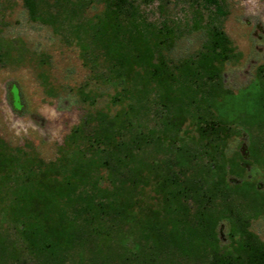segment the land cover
<instances>
[{"label": "trees", "instance_id": "16d2710c", "mask_svg": "<svg viewBox=\"0 0 264 264\" xmlns=\"http://www.w3.org/2000/svg\"><path fill=\"white\" fill-rule=\"evenodd\" d=\"M19 1L30 21L57 29L59 19H74L94 0ZM100 1L101 13L75 24L70 41L87 66L102 59L108 74L102 84L114 94L102 86L80 90L89 108L54 161L22 158L0 138V202L10 194L7 213L20 236L11 241L0 233V258L12 264H170L179 256L264 264V242L250 230L251 217L264 216V193L250 182L229 183L228 175L240 177L244 168L242 156L226 154L234 125L264 126V81L239 94L224 86L226 65L241 54L216 23L226 15L222 1L202 0L212 14L207 39L196 56L181 59L173 57L176 24L149 21L138 0ZM204 20L197 9L195 29ZM14 43L0 37V67L23 63L28 50ZM39 60L48 63L46 55ZM42 78L53 94L47 75ZM106 95L107 106L98 107ZM251 103L255 111L248 112ZM152 108L155 127L141 129ZM250 156L264 167V141ZM150 192L155 196L148 201ZM223 221L230 226L227 248L218 233Z\"/></svg>", "mask_w": 264, "mask_h": 264}, {"label": "rangeland", "instance_id": "374dc122", "mask_svg": "<svg viewBox=\"0 0 264 264\" xmlns=\"http://www.w3.org/2000/svg\"><path fill=\"white\" fill-rule=\"evenodd\" d=\"M226 15L219 16L216 23L230 36L238 51L239 59L229 62L224 71V86L239 94L253 83L264 81V0H221ZM147 19L160 24L170 20L179 28V38L173 57L176 59L196 56L207 39L206 27L209 9L202 0H138ZM100 0H94L85 10L77 12L72 20L59 19L57 29L42 23L30 21L28 13L19 0H0V37L20 42L28 54L19 65L0 67V138L20 157L35 156L46 162L60 156V149L72 129L79 124L89 105L84 103L80 90L102 86L108 94H114L111 86L102 84L107 72L102 59L91 66L84 63L80 48L71 43L75 24L96 17L103 10ZM205 14L203 28L195 29L196 10ZM213 11V9H212ZM96 56L97 52L94 53ZM46 55L48 63L39 59ZM42 74H46L52 88L49 94ZM108 87V88H107ZM14 90L17 96L14 94ZM107 95L97 106L106 107ZM243 105V104H242ZM242 105L233 109L232 115L239 112ZM248 112L255 106L245 105ZM157 122L156 111L150 109L141 120V129L154 128ZM235 126V134L226 150L227 157L242 156L243 175L229 174L230 184L252 183L264 193V167L250 156V148L264 141V126L240 123ZM191 131L190 122L184 128ZM147 157L154 156L148 149ZM9 193L0 202V233L8 240H19V229L8 216ZM149 193L147 200L154 197ZM240 202V201H239ZM229 223L223 221L218 226L221 245L229 247ZM250 230L264 242V216L251 217ZM130 241L135 238L131 235ZM167 261V260H166ZM165 262V261H164ZM170 264H207L174 256ZM0 264H12L7 258H0Z\"/></svg>", "mask_w": 264, "mask_h": 264}]
</instances>
